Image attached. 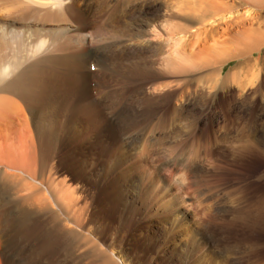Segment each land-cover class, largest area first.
Returning a JSON list of instances; mask_svg holds the SVG:
<instances>
[{
  "label": "rangeland",
  "instance_id": "rangeland-1",
  "mask_svg": "<svg viewBox=\"0 0 264 264\" xmlns=\"http://www.w3.org/2000/svg\"><path fill=\"white\" fill-rule=\"evenodd\" d=\"M219 2L214 8L212 0H108L104 14L111 12L114 31L129 43L101 54L115 81L102 86L108 94L99 92L90 59L86 91L56 93L61 104L51 113L34 108L46 170L55 162L51 174L61 182L62 201L52 207L61 209L66 227L90 239L64 251L62 264H90L92 257L82 255L87 249L107 264H264V223L245 228L235 218L239 206L264 200V41L257 33L251 55L213 56L238 45L225 22L240 25L252 16L263 32L264 6ZM211 20L216 30L207 35ZM165 39L185 45L191 63L167 65ZM211 44L216 48L207 53ZM154 45H161L156 58ZM204 57L213 61L197 60ZM133 135L143 140L128 144ZM242 140L247 150L240 153ZM186 160L197 183L176 192L170 171Z\"/></svg>",
  "mask_w": 264,
  "mask_h": 264
},
{
  "label": "bare ground",
  "instance_id": "bare-ground-1",
  "mask_svg": "<svg viewBox=\"0 0 264 264\" xmlns=\"http://www.w3.org/2000/svg\"><path fill=\"white\" fill-rule=\"evenodd\" d=\"M212 1L214 5L218 4L214 8L220 7L219 0ZM254 1L264 6V0ZM107 2L108 0H0V264H62L61 255L64 251L72 250L74 243L90 242L88 236H81L74 228L66 227L61 222L63 221L60 216L63 213L61 209L60 213L58 209L54 210L56 202L62 201L59 185L61 182L54 183L55 180L51 174L55 170V162L52 163L49 172L46 170L45 154L47 153L42 146L44 141L38 137V133L34 132L36 130L31 118L34 108L50 113L55 110V107L61 104L59 102L61 98L57 97L56 93L66 95V93L79 92L80 89L86 91L89 81L88 78L85 80L83 68L86 64L89 76L90 59L96 61L93 73L98 74L100 93H107L102 86H106L110 81L115 82L105 73L106 70H103L105 58L101 54L105 52L107 55L115 54L114 50L119 51V48L129 43L127 40H122L119 33H116L117 30L113 26L115 20L112 19L111 12L104 14L107 12ZM170 16H173L172 12ZM204 17L206 16H200V18ZM251 18L246 19L247 22L242 21L240 25L231 26L225 22L226 32L236 31L237 38L234 42L238 45H234L232 50L226 47L215 50L214 58H224L221 56L225 55L224 59L227 60L240 55L242 57L246 54L251 55L254 50L252 43L257 33L261 41H264V31H259L257 26L254 27L256 20ZM215 22L217 20H211L208 28L214 26ZM208 30L207 35L212 33V30H216V26ZM165 41L168 43L166 46L168 53L165 56L167 65L173 66V63H180V61L191 63L192 59H188L191 52L189 53L187 48L184 49L185 45L183 48L180 41L173 39H165ZM204 45L205 43H202L199 47ZM210 48L214 50L213 48L216 47L213 45L206 47L207 53ZM153 49L156 58L161 45H154ZM229 52H232L230 57H228ZM197 60L199 62L213 61L205 57ZM242 85L245 84L242 83ZM109 92L113 93V91ZM81 108L83 106L80 110ZM94 108L96 110V107ZM125 116L129 120H135L130 115ZM162 122H159L162 124L161 127L166 129V119H162ZM60 124L57 123V127ZM152 125L151 129H154ZM171 131H173L172 127ZM241 136L247 135L241 131ZM128 139L127 143L133 144L142 138L133 135ZM242 142L244 143L243 140ZM127 143L121 142L125 152L130 151ZM238 145L240 149L237 150L240 153L247 150L245 143L239 142ZM142 151L143 153L153 152V149L146 150L143 147ZM170 172L172 173L170 184L176 192L185 193V188L197 183L196 177L191 172V164L187 160L183 162L181 168L173 167ZM53 194L57 199L52 197L55 196ZM247 203L246 207L241 205L238 211L235 210V218L240 220L245 228L263 225L264 200L259 202L260 204H256L254 199L253 202ZM247 248V252H254L253 244L249 243ZM88 250L90 249L84 251L82 255L92 257L90 264L96 263L97 260L101 264H107L106 259H101L99 254L89 253Z\"/></svg>",
  "mask_w": 264,
  "mask_h": 264
}]
</instances>
